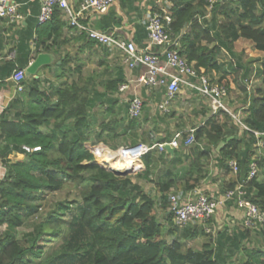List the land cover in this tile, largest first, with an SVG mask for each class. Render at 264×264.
Returning a JSON list of instances; mask_svg holds the SVG:
<instances>
[{
	"label": "trees",
	"instance_id": "obj_1",
	"mask_svg": "<svg viewBox=\"0 0 264 264\" xmlns=\"http://www.w3.org/2000/svg\"><path fill=\"white\" fill-rule=\"evenodd\" d=\"M166 1L172 19L170 29L178 37L179 54L198 72L212 78L218 76L217 82L227 90L233 85L247 97L240 112H234L240 113L239 120L232 116L231 107H228L231 114L224 109L210 115L208 109L198 110L202 119L198 125L188 128L194 129L193 143L189 146L181 143L172 158L167 153L159 154L164 157L162 163L167 168L166 181L158 185L162 223L157 220L156 203L138 185L139 180L150 182L157 152L151 150L145 154L129 175H114L101 166L100 160L113 156L115 151L97 147L95 163L84 145L90 129V109L95 103L87 82L80 78L69 84L44 88L40 83L46 82V78H32L21 92L24 98L21 108L10 112L9 105L0 113V165L4 168L0 178V205L3 207L0 224L5 225L0 234V264H31L34 259H37L36 264H227L222 255L226 242L237 249L248 237L249 230L241 226L224 240L219 234L221 239H217L216 248L208 244L198 250L184 248L185 240L195 239L205 232L196 225H187L177 235L172 214L167 209L169 193L175 183L170 179L173 169L186 164L182 191H191L205 179L203 161L211 159L214 153L220 176L231 172L227 161L235 160L237 182L245 185L248 199L264 211V146H256L259 140L264 141V57L257 69L261 87L250 92L239 75L240 56L233 53V43L239 38L250 41L254 49L264 53V0L215 1L208 9L210 20L205 19L208 0ZM218 16L222 17L221 22H217ZM62 17V9L55 6L51 19L36 26L34 55L49 50L45 42L55 41L60 35L64 26ZM31 35L29 32L26 38ZM202 40L205 44H201ZM213 42L216 43L209 47ZM222 48L237 60L218 61ZM17 51L25 52V60L18 57L14 62L6 61L1 65V80L9 77L15 68L27 65L31 51L24 40H19ZM60 66L67 71L65 60ZM248 72L245 67L243 77ZM123 81V71L118 68L115 80L107 82L105 90L116 91ZM175 117L178 118L173 111L162 113L157 122L165 123L163 135L155 140L143 137L141 141L164 142L178 132L184 140L188 129L183 120L178 118L173 129L168 128L166 120ZM122 121L118 117L111 122L102 121L99 141L116 149L118 138L138 124L137 119H128L126 126L116 132ZM153 130L158 131L156 124ZM22 146L37 149L25 152ZM12 153L24 158L11 161ZM251 163H255L263 179H259L258 174L248 178ZM234 185L226 183L224 191ZM65 186L72 187L74 197L57 201L52 207L54 212L34 222L23 239L16 238V229L36 215L46 194ZM51 218L61 222L54 231L47 226ZM165 235L174 239L168 242ZM49 236L59 239L56 247L46 244L53 241L46 238ZM245 264H264V250H250Z\"/></svg>",
	"mask_w": 264,
	"mask_h": 264
},
{
	"label": "crops",
	"instance_id": "obj_2",
	"mask_svg": "<svg viewBox=\"0 0 264 264\" xmlns=\"http://www.w3.org/2000/svg\"><path fill=\"white\" fill-rule=\"evenodd\" d=\"M12 1L17 4V12L20 15V18L9 24L4 19L0 18V66L6 61L14 62L18 57L25 60V52L17 51L19 40H24L31 51L26 65L28 66L37 55H34V50L36 26H38L36 15L39 10V0ZM80 1L81 0H68L69 4L74 8H77ZM168 6L169 3L166 0H116L115 4L107 13L101 15H88L85 17L86 19L83 23L103 32H114L118 39H128L133 41L137 47H142L146 42L145 25L148 14L154 11L168 13ZM205 19L210 20L208 9L205 14ZM62 20L64 26L60 31V35L55 41L49 39L45 42V44L49 46L48 51L39 52L49 54L51 56V64L40 67L41 75L39 76H25L23 86L30 82L32 78H41L42 80L46 78V82L41 81L40 83V86L44 88L47 86L58 87L61 83L69 84L73 79L78 81L81 78L82 81H86L90 97L95 100L93 107L90 109V129L88 130V140L86 143L97 138L98 141L96 140V148L104 146L113 151V149H110L99 141L97 137L100 131L99 124L102 121L111 122L118 117L122 118L123 121L120 123L116 132H118L120 128L126 126L128 121L127 101L133 96L140 97L143 102V110L135 128L137 130L142 128L154 133L152 136L153 138H150L149 136V139L155 140L157 137L162 136L166 129L165 123H158L157 118L162 115L158 110V104L164 92L163 88L139 85L136 82V79L144 73L145 69L143 67L139 66L129 70L123 65L120 52L116 51L113 47L102 49V47L100 48L94 43L91 45L87 38L82 37L81 34H76L74 30L69 27L65 16L62 17ZM221 21L222 17L218 16L217 22ZM188 29L189 28L186 27L185 31ZM29 32H31L32 35L27 39L26 35H28ZM215 43L216 42L210 43L208 46L211 47ZM201 44H205V40H202ZM237 45L241 46L239 47ZM251 45L252 43L250 41L239 38L233 43V53L239 55L246 52L247 48L245 47ZM221 55H226L228 60L226 61V59L222 60L218 58V61L228 62L230 60H237L236 57H232L228 54L224 48H222ZM250 55L264 57V53L256 49L250 51ZM63 60L66 61L65 69H67V71H64L60 66ZM49 66L50 69H48ZM118 68L123 71L124 81L118 85L116 91L105 90V84L109 81L115 80L116 69ZM169 73L173 74L174 71L169 69ZM214 78L217 80L218 76H214ZM121 85H126V88L123 91L119 90ZM23 102L24 98L22 97L21 92L18 93L15 91L10 76L5 77L2 80L0 79V113L9 105L11 106L10 112L16 111L21 108ZM179 103L180 102L176 101L174 98L170 103L168 112H170L169 109H172L171 111L175 112L177 117L180 120H183L186 124L188 119H193L191 116L195 115V111L198 110L192 106L193 101L191 100L188 102L190 103V114H183L180 110L183 111L184 108H181ZM199 112L200 111H198V116L201 118L202 115L201 113L199 114ZM207 114L210 115L209 107ZM178 118L175 117L166 120L168 122L169 130H172L174 125L178 123ZM155 124L158 126V131L153 130ZM185 127V129H188V124L185 125ZM140 143L144 142L140 141ZM94 146H92V148ZM119 146L120 144L117 143V147ZM89 152L92 153L91 151ZM93 154L94 153H92V155ZM94 155L96 156V153ZM156 157V159L154 158L155 161L149 177L150 182L139 180L138 185L144 193L154 200L156 203V210L158 209V211L161 212V209L159 208L160 192L158 190V185L166 181L167 178L165 175L167 168L162 163L164 157H161L160 155H157ZM214 157L215 154L213 153L211 159L203 161L206 177L198 187L191 191H182V185L187 172L186 164L182 163L177 165L176 168L173 169V174L170 177L175 183L171 188L169 195L174 194L180 200H185L189 196L193 198L198 192H203L209 197H217L224 191V185L226 183L231 182L237 185L239 182H237L236 176L231 172L225 177L220 176L221 170L215 166ZM170 158H172V156H170ZM137 162L136 166L140 164L138 160ZM100 164L103 168L109 169L108 166H105L103 158L100 160ZM134 167L135 166L133 165V168ZM3 174L4 168L0 165V177H2ZM34 217L36 218L37 215ZM241 219V209L237 208L231 202H228L224 205L218 206L215 215L211 218L210 226L218 233L227 230V232L231 234L232 232H237V226L241 227ZM26 222L24 223L25 225ZM59 226H56V229H58ZM16 238L21 239L18 234H16Z\"/></svg>",
	"mask_w": 264,
	"mask_h": 264
},
{
	"label": "built area",
	"instance_id": "obj_3",
	"mask_svg": "<svg viewBox=\"0 0 264 264\" xmlns=\"http://www.w3.org/2000/svg\"><path fill=\"white\" fill-rule=\"evenodd\" d=\"M215 1L208 0V7ZM116 0H81L77 8L71 6L68 0H39V10L36 15L38 25L48 22L53 14L54 7L62 9L70 28L76 34H84L88 40L107 47H113L120 52L123 65L132 70L136 67H143L144 73L137 77L136 82L145 87L163 88L161 100L158 104L160 112H168L170 103L181 92L182 89L190 90L207 101L210 114H214L224 109L231 114L227 105L228 90L219 84L215 78L205 73L195 70L193 64H189L186 59L179 54L178 37L174 36L170 29L172 21L166 12H151L146 19V42L142 47L131 40L118 39L114 32H103L83 23L88 15H101L107 13L115 4ZM17 4L12 0H0V18L8 24L17 21L20 15L17 12ZM169 69L174 71L169 73ZM25 68H15L10 75L16 92L23 91V81L25 79ZM126 85L119 87L123 91ZM143 110L142 99L133 96L128 100V119H137ZM233 117H235L232 114ZM188 135L184 140L180 139V133H176L170 140L164 142H154L152 144L136 143L132 146H120L117 150L131 153L137 160L150 152L156 151L158 154L166 153L164 146L168 144L173 150L181 146H189L194 141V129L187 130ZM257 135L256 132H254ZM257 145V144H256ZM37 148L22 146L25 152H31ZM97 148L93 151L95 154ZM98 153V152H97ZM232 174H236L237 165L235 160L227 161ZM258 169L255 163H251L248 178L257 174ZM231 202L242 211L241 226L248 229L264 227V211L248 199L245 185L238 183L232 189H227L217 197H209L203 192H198L192 198L189 196L185 200H180L176 195H169L168 212L172 214V223L176 228H184L187 225H196L206 233L213 234L210 226L211 218L215 215L218 206ZM3 207L0 205V210ZM5 230V225L0 224V233Z\"/></svg>",
	"mask_w": 264,
	"mask_h": 264
},
{
	"label": "rangeland",
	"instance_id": "obj_4",
	"mask_svg": "<svg viewBox=\"0 0 264 264\" xmlns=\"http://www.w3.org/2000/svg\"><path fill=\"white\" fill-rule=\"evenodd\" d=\"M237 46L240 47L241 45H237ZM245 48H247L246 52L239 54L240 60H241L240 63L242 66V68H240L239 75H242V79L244 81V84H246V88L250 92H254L255 89L261 87V82H260V79L258 77L257 69L259 68L260 62L263 58L261 56L250 55V51L254 50L252 45L246 46ZM219 59H222V60L226 59V61L228 60L226 55H223V56L220 55ZM250 60H254V62H252ZM226 61H224V62H226ZM245 67L248 68L249 72L247 74H245V77H243ZM175 100L180 102L179 106L181 108L182 107L184 108L183 111L180 110V112L183 114H186V113L190 114V111H189L190 110L189 109L190 103H188V102L191 100L193 101V104H194V105L192 104V106H194L197 110L201 111L203 108L206 110L208 109V107H207L208 105H206L207 103L203 98H201L200 96H198L196 94H193L190 90H187V89H182L180 94L176 95ZM246 101H247V97H245L244 93L239 88H236L233 85L229 86L228 98H227L226 102H227V105L229 107H231L232 114L235 116L236 120H239V118H240L239 112H240V107H242L241 104H243ZM171 110L172 109H169V111H171ZM237 110H239V112L234 113ZM119 112H120V109H119ZM161 113H163V112H161ZM199 114H200V112H199ZM191 117L193 119H188V121L185 124V125L188 124V128L191 127L192 125H198L199 121H200L199 119H202V117L199 118L198 112H197V114L192 115ZM139 119H140V117L137 118V121ZM153 135H154V133H152L148 130H144L142 128L140 130H137L135 128L134 130H130V131L126 132L125 134L121 135L117 141H118V144H120V146H132V145L140 142L143 137L147 139V138H149V136L151 138ZM96 140H97V138H95L94 140H92L88 143H85L84 144L85 148L93 153V150H95V148L97 146L96 142L98 140L97 141ZM92 146H94V147L92 148ZM256 146L262 148L264 146V141L259 140L257 142ZM119 147H117L116 149H113L115 151L114 155H116V153L118 151H120V150H117ZM257 153L258 152H256V154ZM155 155L157 156L159 154L155 153L153 158H157ZM93 157H94V162L96 163L97 157L94 154H93ZM9 158L11 161H15L17 159H23L24 156L20 155V154L12 153L9 156ZM103 162L106 164L105 160ZM131 163H132V165L136 166V164L138 162H137V160L132 159ZM257 174H258L259 179H263V175L259 171ZM0 178H2V177H0ZM73 197H74L73 189H72V187H69V186H67V187L65 186L64 188H62L58 191H54L52 193L46 194L45 198L40 202V208H39L38 212L36 213L37 217L36 218L35 217L30 218V220H28L26 222V225H23V226L17 228L16 234H18V236L21 239H23L24 236L28 233V231H30L31 225L34 222H37L42 217H45L47 213L54 212L52 210V207H53V205H55V203L57 201H61L63 199H71ZM156 214H157V220L164 223V220L162 218L163 213L159 212L157 209ZM52 216L55 217V214L52 213ZM60 223L61 222L56 221L55 218H51L50 222L47 224L48 229L50 231H54V230H56V226H59ZM236 229L238 231L240 229V226H237ZM179 230H180L179 228L176 229L177 235L179 233ZM232 233H234V232H232ZM219 234L222 235V239L220 237H218ZM228 234H229V232H227V230H223L220 233H218L217 231H214L213 234H206V233L200 234L195 239L185 240L184 241V248H191L194 250H198V249H201V247L204 244H208L212 248H216L217 239L219 238L221 240H224V238L226 236L231 235V234H229V235ZM46 238L52 239V237H50V236L46 237ZM165 238L168 242H170L174 239V237L169 236V235H165ZM52 240H53L52 242L46 243V244H49V246H51V248L56 247L59 243V239H52ZM252 249L264 250V227H258L257 229L249 230L248 237L246 239H243L239 243V247L237 249H235L231 243L226 242V244L222 248V255H223L225 262L227 264H245V261L247 258V253ZM48 250L49 249H47L45 252H47ZM44 256L41 257L40 260H43ZM34 260H35L34 263H31V264H36L37 259H34Z\"/></svg>",
	"mask_w": 264,
	"mask_h": 264
},
{
	"label": "water",
	"instance_id": "obj_5",
	"mask_svg": "<svg viewBox=\"0 0 264 264\" xmlns=\"http://www.w3.org/2000/svg\"><path fill=\"white\" fill-rule=\"evenodd\" d=\"M51 56L46 53H38L34 60L25 67L24 74L26 77L34 76V75H41L40 67L44 65L51 64ZM165 152L169 154L170 156H173L174 150L171 148L168 144H165L164 146ZM111 171L116 176H127L129 175L133 169H107Z\"/></svg>",
	"mask_w": 264,
	"mask_h": 264
},
{
	"label": "bare ground",
	"instance_id": "obj_6",
	"mask_svg": "<svg viewBox=\"0 0 264 264\" xmlns=\"http://www.w3.org/2000/svg\"><path fill=\"white\" fill-rule=\"evenodd\" d=\"M135 159V156L131 153L130 155L125 154V152L118 151L116 155L106 157L103 161H106L105 166H108L109 169H132L133 165L131 160Z\"/></svg>",
	"mask_w": 264,
	"mask_h": 264
}]
</instances>
